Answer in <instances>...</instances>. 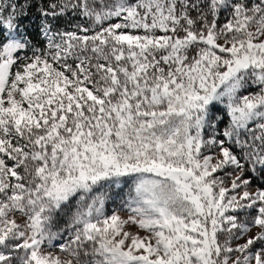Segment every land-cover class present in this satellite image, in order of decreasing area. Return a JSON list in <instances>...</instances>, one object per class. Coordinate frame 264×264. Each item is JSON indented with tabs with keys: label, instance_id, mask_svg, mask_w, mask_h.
<instances>
[{
	"label": "snow or ice",
	"instance_id": "1",
	"mask_svg": "<svg viewBox=\"0 0 264 264\" xmlns=\"http://www.w3.org/2000/svg\"><path fill=\"white\" fill-rule=\"evenodd\" d=\"M0 264H264V0H0Z\"/></svg>",
	"mask_w": 264,
	"mask_h": 264
},
{
	"label": "rangeland",
	"instance_id": "2",
	"mask_svg": "<svg viewBox=\"0 0 264 264\" xmlns=\"http://www.w3.org/2000/svg\"><path fill=\"white\" fill-rule=\"evenodd\" d=\"M114 207V205L109 201L107 204H106V211H111V209ZM122 215H124V213H121Z\"/></svg>",
	"mask_w": 264,
	"mask_h": 264
}]
</instances>
